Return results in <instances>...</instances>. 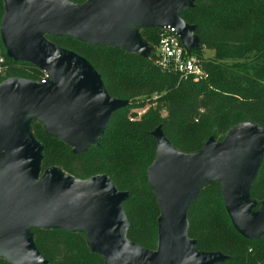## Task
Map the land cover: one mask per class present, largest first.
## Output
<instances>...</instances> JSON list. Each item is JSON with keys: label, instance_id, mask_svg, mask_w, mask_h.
Returning a JSON list of instances; mask_svg holds the SVG:
<instances>
[{"label": "water", "instance_id": "1", "mask_svg": "<svg viewBox=\"0 0 264 264\" xmlns=\"http://www.w3.org/2000/svg\"><path fill=\"white\" fill-rule=\"evenodd\" d=\"M195 0H3L0 37L8 57L48 74L45 82L11 76L0 82V257L11 264H49L31 228L80 230L106 264H216L222 252L196 248L188 236V210L200 189L221 179L226 210L249 239L264 235V203L247 200L264 158V126L242 121L203 151L178 150L158 127L157 154L147 170L161 209L156 249L127 237L128 219L119 190L106 174L77 178L60 168L42 172L43 145L30 121L76 153L95 146L117 110L129 100L109 94L101 74L84 56L47 38L69 36L147 55L142 36L129 25L175 26L185 46L198 37L180 11ZM246 147L244 153L242 148Z\"/></svg>", "mask_w": 264, "mask_h": 264}, {"label": "trees", "instance_id": "2", "mask_svg": "<svg viewBox=\"0 0 264 264\" xmlns=\"http://www.w3.org/2000/svg\"><path fill=\"white\" fill-rule=\"evenodd\" d=\"M4 11L0 0V27ZM180 16L195 26L200 48L214 50L212 58H202L201 49L197 51L209 73L206 80L194 82L169 73L155 64L154 54L48 35L52 42L89 60L109 94L129 103L114 112L98 144L81 153L49 133L41 122L30 125L43 145V173L57 167L81 179L106 174L119 190L129 193L123 202L127 237L148 249L157 248L161 217L147 174L157 154L152 132L160 127L178 150L197 154L208 140H223L239 122L264 126V0H195ZM160 32V27L141 29V35L156 45ZM0 47L7 59L0 82L11 76L43 80L42 69L8 57L1 37ZM139 108H144L140 116ZM247 200L252 211L264 203V158ZM188 223V236L198 250L227 256L216 264H264V235L249 239L235 229L224 204L221 179L200 189L189 207ZM30 231L49 264H106L90 248L84 231L40 227ZM0 264L11 263L0 257Z\"/></svg>", "mask_w": 264, "mask_h": 264}, {"label": "built area", "instance_id": "3", "mask_svg": "<svg viewBox=\"0 0 264 264\" xmlns=\"http://www.w3.org/2000/svg\"><path fill=\"white\" fill-rule=\"evenodd\" d=\"M159 42L156 45L154 62L169 73H177L181 78L191 79L194 82L206 80L209 73L203 59L191 53L183 43L175 26H162ZM7 59L0 48V77L5 76ZM47 79L41 80L45 82Z\"/></svg>", "mask_w": 264, "mask_h": 264}, {"label": "rangeland", "instance_id": "4", "mask_svg": "<svg viewBox=\"0 0 264 264\" xmlns=\"http://www.w3.org/2000/svg\"><path fill=\"white\" fill-rule=\"evenodd\" d=\"M133 30H135V31H137L138 33H140L141 34V29L143 28V26L142 25H138V24H130L129 25ZM142 36V35H141ZM150 39L148 38H145V37H143L142 36V42L144 43V45H145V48L147 49V55L148 56H151V55H155V53H156V44L155 43H153V42H151V40L149 41ZM196 43H194V45H193V47L191 48V53H196V55L198 54V50H199V48L201 47L200 46V44H199V41L198 40H196L195 41ZM1 48V47H0ZM201 49V52H202V54L201 55H199V56H201L202 58H212V57H214V50L212 49V48H209V47H205V46H203L202 48H200ZM2 50V49H1ZM43 75H42V79H48V74L43 70ZM138 112H139V114H138V116H140V114L144 111V108L143 109H141V108H139V109H136ZM163 113H165V111H163ZM40 122L39 120H37V119H35V118H31V121H30V125L32 124V122ZM42 123V122H41ZM43 124V123H42ZM44 125V124H43ZM45 126V125H44ZM246 150V147L244 146L243 148H242V153H244V151ZM2 255V257H4V258H6L7 257V253H3V254H1Z\"/></svg>", "mask_w": 264, "mask_h": 264}]
</instances>
